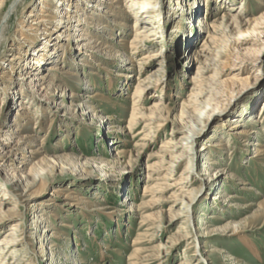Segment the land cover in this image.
Wrapping results in <instances>:
<instances>
[{
    "label": "rangeland",
    "instance_id": "1",
    "mask_svg": "<svg viewBox=\"0 0 264 264\" xmlns=\"http://www.w3.org/2000/svg\"><path fill=\"white\" fill-rule=\"evenodd\" d=\"M11 1H0V14ZM38 1L16 4L0 41V127L13 131L14 143L28 141L26 153L0 159V169L20 179L9 186L0 170V240L14 230L19 237L12 250L0 246V257L10 252L7 264H202V256L205 264H264V38L216 22L226 14L258 19L264 0H153L173 13L162 27L167 36L135 49L132 19L114 9L109 21L127 26H116L112 39L95 36L109 52L80 56L57 39L47 74L63 95L23 97L20 56L41 43L30 31L20 39L21 26L28 28L24 16ZM198 92L207 110L192 105ZM18 104L28 111H15ZM85 104L94 108L88 115ZM188 128L197 132L194 153L170 152ZM196 233L194 246L186 238Z\"/></svg>",
    "mask_w": 264,
    "mask_h": 264
},
{
    "label": "bare ground",
    "instance_id": "2",
    "mask_svg": "<svg viewBox=\"0 0 264 264\" xmlns=\"http://www.w3.org/2000/svg\"><path fill=\"white\" fill-rule=\"evenodd\" d=\"M19 1L20 0H12L10 5L6 8V10L3 11L2 14H0V41L3 36L5 26L7 24V20L9 19L10 15L14 12L15 10L14 8ZM124 1L125 2H123L122 4L118 0H39L38 5L36 4V7L33 9V11H31L27 16H24L25 19L26 18L32 19L30 24H28V28L25 25L21 26L22 28L21 31L25 33H22L20 35V39L25 40L28 37L27 31H30L33 32L31 33L32 35H34L35 33V38H39L38 41H40L41 46L39 45L40 46V47L38 46L39 48L38 47L32 48L35 49L34 50L35 52L33 51L34 54L32 55L30 54L28 57H27V53L25 54L24 58L22 57V55L20 56L21 58H20L19 68H21L22 63L27 65L26 67L22 66V70H21L22 73L19 74L18 78L16 79V82H18V86H20V93H21L20 95L23 97H27L28 94L39 97H45V96L46 97L56 96V98L61 97L63 94L59 92L60 91L59 86H55L53 85L52 82L48 81L49 74H47V72L49 73V71L53 69L49 64H52V62L55 61V58L60 51V49L57 47V43H58L57 39L58 41L71 44V46L74 47V48L72 47L74 49V52H76L80 56H87V57L92 56L91 58L93 57L96 58L95 55L100 56L109 52L107 51L108 46L106 45V43L102 44L96 39V37L103 38V34L104 33L107 34V32L108 34L109 33L111 34L116 26L120 28L121 27L125 28L127 26L125 25V23L122 24L121 22H117V21L116 22L109 21L108 17L113 16L112 13H114L113 12L114 9H116V11H119L120 8L123 7L122 10H126V12L128 13V15L115 14L118 15L117 18H119L120 20L121 17L126 18L128 16H130V18L132 19L131 22L132 25L127 26L133 32V39L130 42L131 48H134L136 43L137 44L141 43V45L144 46V43H146L147 40H153L155 39V37L158 36L163 38L167 36V33L163 32L164 29H162V27L165 26L166 24L165 21L168 24L169 18H165V17H170L171 14L173 15L171 11L170 13H168L166 9L164 10L160 9V4L154 5L153 0H124ZM173 2L175 5H177V0ZM39 5L41 6L40 9H39ZM241 10L242 9H240V11ZM150 14L153 15L152 19L156 20V24H158L159 27L158 26L156 27V25H153V22L147 20V15ZM187 14L188 15H185L184 13V16L185 18L188 19V17L191 14V11L187 12ZM98 17H101L102 22L97 23ZM24 21H22L21 23L23 24ZM85 21L89 24H85ZM234 21H236L235 24L233 23ZM216 22L219 24L222 23L227 26L229 25L228 28L236 27L235 30H239L241 31V33H243L242 32L243 28L246 29L250 27L249 31L247 29L248 32L252 33L253 35H256L257 38H264V16L260 18L258 17V19H254L251 22H247V21L245 22L244 20H238L235 15L226 14ZM201 23H204V21H201ZM23 29H26V31ZM40 31L43 32L40 33ZM91 34L92 36L88 37V35ZM110 34L106 39H112ZM57 36L58 38H56ZM120 42L121 40L118 41V43ZM27 47L29 50L30 45ZM203 48L207 49L205 47ZM25 50L26 49H21V46H18L19 53L23 54ZM202 53L204 55V51H202ZM16 58L17 55H15L14 59ZM39 69H41L43 72H40L38 74L31 73L32 71H37ZM62 73L67 74V72L65 71H62ZM71 75L74 76V74ZM86 84L88 85V83ZM8 91L9 90L6 89L7 92L6 96L8 95L9 97H11L15 94ZM58 92L60 93V95ZM96 95L97 94L91 96L88 95L86 97L94 98ZM71 97H76V95L73 94L70 96V98ZM203 98L204 96L202 93L199 92L196 93V97L195 100L192 101V105L203 106L206 103L201 100ZM71 105L72 107H74V109H77L78 111L81 110L82 104L75 105L74 101H71ZM205 107H206L205 109L207 110L209 106L206 105ZM25 108H27L26 105L18 104V106L15 107L14 109L15 111H19V112L28 111ZM93 109H94L93 107H89L85 104L82 114H85L86 112V114L88 115L90 112H93ZM203 112L200 113L199 115L200 116L204 115L206 111L204 113ZM263 114L264 112L260 113L261 116ZM133 129L131 130L133 131ZM229 129L230 130L235 129V126L232 124ZM179 131L183 132L184 136L181 138L180 145L177 143L172 145L168 144V147L169 146L171 147L170 152L173 153V151L181 150V151H186L188 153H194L192 149V145L195 143L194 136L196 135L197 132H193L189 128L186 130L180 129ZM12 132L13 131L11 130L4 131L0 127V157H1L0 159L4 160L5 162L12 161L17 154L27 152L26 148L24 147L25 144L28 142L27 139H25L23 136H18L17 142L14 143L13 139H15L16 137H14V134ZM234 133L239 135L242 133V131L236 130ZM189 156H192V154H189ZM195 160H196L195 155H193V158L188 157V167L191 170V172L193 171L191 165L195 163ZM37 167L38 165L36 166V168ZM0 170L2 171L3 178L8 182V185L16 186V184L19 182L20 179L12 176L9 172H7L4 169L3 170L0 169ZM172 176L173 175L170 173L169 174L170 178L168 177L167 179L170 180ZM34 178L35 180H40L41 175L37 173L35 174ZM183 180L184 178L179 179L178 184L176 182L177 180H172L175 182L168 184V187L175 188L177 185L181 184ZM177 189L183 191V189H186V187H182L181 189L180 187H178ZM186 212L188 214V211H185V213ZM187 214L185 218L188 222V227L191 230L193 229L195 230L194 226H192V220L190 219V217H188ZM233 227L235 229V233L237 234V232H239L237 228V224H234ZM16 234L17 232L15 230L14 232L12 231L8 232L6 234L7 237H5L3 240H0V246L9 247L10 245V249H11L13 248V246L15 247V245H18L17 242L19 240V237H16ZM200 237L201 235L196 233L194 235L187 237L186 239L187 242L192 243L194 246H196L199 243ZM12 256L13 255L10 252L7 253L5 256H1L0 264H7V261L13 260ZM198 260L202 264L205 262V258L203 256L200 257Z\"/></svg>",
    "mask_w": 264,
    "mask_h": 264
}]
</instances>
